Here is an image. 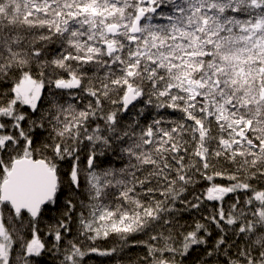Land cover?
I'll return each mask as SVG.
<instances>
[{"label": "snow or ice", "instance_id": "obj_1", "mask_svg": "<svg viewBox=\"0 0 264 264\" xmlns=\"http://www.w3.org/2000/svg\"><path fill=\"white\" fill-rule=\"evenodd\" d=\"M96 257L264 264V0H0V264Z\"/></svg>", "mask_w": 264, "mask_h": 264}, {"label": "trees", "instance_id": "obj_2", "mask_svg": "<svg viewBox=\"0 0 264 264\" xmlns=\"http://www.w3.org/2000/svg\"><path fill=\"white\" fill-rule=\"evenodd\" d=\"M141 251L140 249H132L129 251L130 255H135L137 252ZM103 260L104 264H111V262L108 260V258H99L96 257L91 261V264H99V261Z\"/></svg>", "mask_w": 264, "mask_h": 264}]
</instances>
